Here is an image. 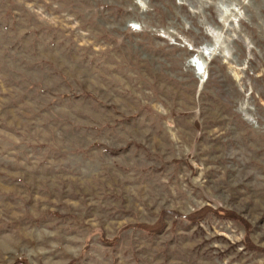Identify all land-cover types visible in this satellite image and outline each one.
<instances>
[{
  "label": "rangeland",
  "instance_id": "obj_1",
  "mask_svg": "<svg viewBox=\"0 0 264 264\" xmlns=\"http://www.w3.org/2000/svg\"><path fill=\"white\" fill-rule=\"evenodd\" d=\"M0 264H264V0H0Z\"/></svg>",
  "mask_w": 264,
  "mask_h": 264
}]
</instances>
